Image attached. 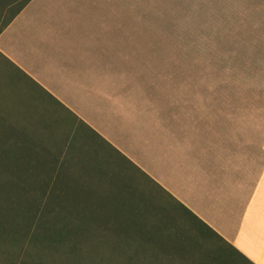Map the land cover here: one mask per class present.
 <instances>
[{
	"label": "crops",
	"instance_id": "crops-1",
	"mask_svg": "<svg viewBox=\"0 0 264 264\" xmlns=\"http://www.w3.org/2000/svg\"><path fill=\"white\" fill-rule=\"evenodd\" d=\"M132 28L131 6L117 0H31L1 31L0 52L83 130L264 264V136L159 66Z\"/></svg>",
	"mask_w": 264,
	"mask_h": 264
},
{
	"label": "rangeland",
	"instance_id": "rangeland-1",
	"mask_svg": "<svg viewBox=\"0 0 264 264\" xmlns=\"http://www.w3.org/2000/svg\"><path fill=\"white\" fill-rule=\"evenodd\" d=\"M117 2L131 6L133 35L147 38L142 46L152 60L159 66L179 70L181 79L189 78L197 89H202L198 93L213 100L221 99L227 104L229 116L238 115L244 119L245 132L255 131L261 138L264 136V0ZM10 15V10L0 14V29ZM0 88L9 91L15 102L34 113L24 120L0 117L2 123H12L10 128L1 124L0 135L27 139V147L37 153L58 154L60 148L56 145L72 133L71 116L1 56ZM2 95L0 93V97ZM9 104L12 111L18 110L14 102ZM22 123L27 124V130L20 127ZM79 132L67 148L68 162L62 167L69 179L75 181L72 185L81 188L66 194L81 204L77 213L97 220L108 219L106 223L97 224L102 232L137 235L136 239L120 243L127 249L164 248L157 233L132 225L129 213L114 207L113 198L96 191L100 182L127 187L130 199L146 203L156 218L172 223L178 231L195 233L196 246L209 252L220 243L196 232V225L185 219L181 208L131 165L80 127ZM0 212L11 219L22 213L18 207L6 203H1ZM220 253H225L229 261L237 258L224 249ZM44 261L51 264L52 257L45 256Z\"/></svg>",
	"mask_w": 264,
	"mask_h": 264
},
{
	"label": "trees",
	"instance_id": "trees-1",
	"mask_svg": "<svg viewBox=\"0 0 264 264\" xmlns=\"http://www.w3.org/2000/svg\"><path fill=\"white\" fill-rule=\"evenodd\" d=\"M31 0H0L1 11L10 10L11 17L1 31L22 11ZM3 57L14 69L42 91L65 112L63 105L49 92L41 88L33 79L23 74V71L11 60ZM9 91L0 88V117L7 119L20 118L24 120L33 111L28 112ZM14 102L18 110L12 111L9 102ZM72 118V117H71ZM71 125L69 135L59 146L60 152L45 155L30 150L28 140L0 135V205L10 204L21 210L16 219L3 217L0 212V264H46L45 256L52 257L51 264H255L235 246L225 240L213 228L203 222L183 204L176 202L174 197L163 192L153 179L147 178L139 168L127 157L121 154L97 132L85 131L100 142L136 171L142 174L155 188L160 189L170 200L183 211V216L190 224L196 225L200 231L213 242L219 244L210 250L201 249L193 242L195 233H185L176 230L172 223L158 219L147 208L146 203L134 202L129 197V188L110 186L100 182L97 193L114 199L113 206L129 213L132 225L142 227L157 233L158 240L164 244L161 249L143 250L127 249L120 243L128 239H136L137 235L112 234L98 229V223H106L108 219L83 217L76 210L81 205L66 196L81 188L73 186L74 180L62 170L67 159V148L79 132L76 120ZM7 128L11 122H1ZM22 129H28L27 124H20ZM73 135V136H72ZM54 147V145H53ZM65 147V150L63 148ZM63 159V160H62ZM151 241H156L152 239ZM229 251L234 258L229 261L221 250Z\"/></svg>",
	"mask_w": 264,
	"mask_h": 264
}]
</instances>
